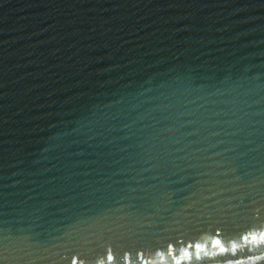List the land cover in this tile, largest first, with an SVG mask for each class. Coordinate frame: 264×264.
I'll list each match as a JSON object with an SVG mask.
<instances>
[{
    "label": "water",
    "instance_id": "95a60500",
    "mask_svg": "<svg viewBox=\"0 0 264 264\" xmlns=\"http://www.w3.org/2000/svg\"><path fill=\"white\" fill-rule=\"evenodd\" d=\"M261 233L264 0H0V264Z\"/></svg>",
    "mask_w": 264,
    "mask_h": 264
},
{
    "label": "snow or ice",
    "instance_id": "6c2138e0",
    "mask_svg": "<svg viewBox=\"0 0 264 264\" xmlns=\"http://www.w3.org/2000/svg\"><path fill=\"white\" fill-rule=\"evenodd\" d=\"M217 235H219V230H217ZM243 239L245 241L249 240V236H244ZM257 240V237L255 235L251 236V242H255ZM259 240L261 242H264V233H261L259 236ZM185 240H179L178 243L181 245H184L181 247L178 251L175 248V245L172 243H169L166 248L164 249L163 253H161L160 250L155 251L156 257H158V261H149L146 260L145 252L143 251H137L135 259H133V256L131 252L125 251L121 257H117L116 250L112 247H105V253L104 257L105 259L96 260L94 261V264H139L140 260H143L144 264H161V261L167 260L168 264H191L192 261H199L201 260V253L205 252L204 247L200 243L191 242L184 244ZM212 247L213 248H219L220 252H225V248L220 246L219 240H213L212 241ZM233 248H235V245H233ZM259 258V257H257ZM70 264H87V262L84 259L80 258V254L74 255L71 258Z\"/></svg>",
    "mask_w": 264,
    "mask_h": 264
}]
</instances>
